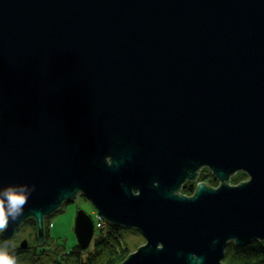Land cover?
<instances>
[{"label":"water","instance_id":"obj_1","mask_svg":"<svg viewBox=\"0 0 264 264\" xmlns=\"http://www.w3.org/2000/svg\"><path fill=\"white\" fill-rule=\"evenodd\" d=\"M203 165L219 183L178 193ZM19 183L36 190L5 237L33 217L42 240L81 193L143 234L118 264H226L229 240L264 239V0H0V186ZM73 229L87 247L83 208Z\"/></svg>","mask_w":264,"mask_h":264},{"label":"rangeland","instance_id":"obj_2","mask_svg":"<svg viewBox=\"0 0 264 264\" xmlns=\"http://www.w3.org/2000/svg\"><path fill=\"white\" fill-rule=\"evenodd\" d=\"M203 167L204 168L200 170L199 175L196 176V178L192 179L191 182H194L196 184V182L201 181V172H208L210 170L207 165H203ZM210 173L213 172L210 170ZM235 175H237L236 178ZM213 176L212 174H210L209 177H206L204 181H207L208 183L216 186L219 183V179L215 175ZM248 177L249 175L246 171L237 170L230 175V178L228 180L230 183H238ZM75 198L76 199L74 201L62 204L61 207L58 208L53 214H51L47 219L49 224L48 231L53 237V240H49L50 237L47 240L50 243V248L47 250L49 253L45 251L43 253H39L38 255L35 254L33 256H30L33 260L28 261L17 257V264H53L51 262L52 260L50 259L51 257L55 259L54 264H100L101 259L105 258V251L100 252V256L97 255V251L99 250L98 248H102L104 242V240H97V238H104L98 236V233H105V238H111V233H116L117 235H119L127 254L136 249L138 245L145 241L143 234L138 229L132 227H124L121 224L115 223L113 226L115 228L118 227V230H114L113 228H110L108 226L109 224L107 223L109 221H106L103 226L96 227L97 229L102 228V230L96 232L95 228L94 235L91 238L90 244L85 248L80 247L77 244V238L73 229L77 209L83 208L92 216V218H96L97 210L96 207L91 203V201L84 197L83 194L80 193L79 196ZM32 226V219H27L21 226V234L28 233L31 236V232L33 230ZM0 244H2L1 241ZM29 253L34 254V249ZM80 261H85V263H81Z\"/></svg>","mask_w":264,"mask_h":264},{"label":"trees","instance_id":"obj_3","mask_svg":"<svg viewBox=\"0 0 264 264\" xmlns=\"http://www.w3.org/2000/svg\"><path fill=\"white\" fill-rule=\"evenodd\" d=\"M204 167H201V169ZM200 169V170H201ZM206 169V168H205ZM199 170V173H200ZM209 170V169H207ZM198 173V175H199ZM213 173H210V170L208 172L202 171L200 180L204 181L206 177H209V175ZM197 175V176H198ZM237 175H235L236 178ZM214 178V176H213ZM214 180V179H213ZM192 180H186L179 188L178 193H184V194H191L192 191L195 190L196 184L194 182H191ZM208 183L207 181H205ZM95 218H93L94 220ZM108 226L110 228H113L114 230H118V227L115 228L113 225L115 223L108 222ZM102 230V228L97 229L96 232ZM116 232V231H115ZM111 238H105V233H98V236L104 237V238H97V240H104L102 248H98L97 255L100 256V252H104V257L101 259L100 264H118L122 259L126 257L127 252L124 249L123 242L119 235L116 233H111ZM225 246V252L223 253L222 260L226 262V264H264V239H253L249 241L248 243H244V245H239L235 243L233 240H229L226 242ZM81 263H85V261H80Z\"/></svg>","mask_w":264,"mask_h":264},{"label":"clouds","instance_id":"obj_4","mask_svg":"<svg viewBox=\"0 0 264 264\" xmlns=\"http://www.w3.org/2000/svg\"><path fill=\"white\" fill-rule=\"evenodd\" d=\"M35 184L19 183L0 186V232L24 214L30 196L35 192ZM131 194L139 195L138 191ZM9 241L0 244V264H17V257L9 252Z\"/></svg>","mask_w":264,"mask_h":264},{"label":"flooded vegetation","instance_id":"obj_5","mask_svg":"<svg viewBox=\"0 0 264 264\" xmlns=\"http://www.w3.org/2000/svg\"><path fill=\"white\" fill-rule=\"evenodd\" d=\"M201 167H203V166H201ZM201 167L199 168V170L201 169ZM199 170H197L196 176L198 175ZM208 184L209 185H213V184H210V183H208ZM78 196H79V194H78ZM54 212H52V213H50V214H48V215L43 217V220H44V234H43L42 240L39 239L38 231H37L38 230L37 229V224H36V221H34L35 219L33 217H28L27 219H32V221H33V226H32L33 230L31 232V236L28 233L27 234H21V226L27 220L26 219V220H23V222L20 223L15 228V231H13V234L10 237H5L2 234V232H0V241H1V243H3L4 241H9L10 242L9 243V245H10L9 252L11 254H14L16 257H20V258H22L23 260H26V261L33 260L30 256H33L35 254L38 255L39 253H43V252L47 251L50 248V243L47 240L49 239V237H50L49 240H53V237L51 236L50 232L48 231L49 230V224H48L47 219ZM105 222H106V220H105ZM22 242L26 243L24 245V247L21 246ZM33 249H34V254L29 253ZM50 259L52 260L51 262L54 264L55 263V259L53 257H51Z\"/></svg>","mask_w":264,"mask_h":264},{"label":"built area","instance_id":"obj_6","mask_svg":"<svg viewBox=\"0 0 264 264\" xmlns=\"http://www.w3.org/2000/svg\"><path fill=\"white\" fill-rule=\"evenodd\" d=\"M104 223H105L104 217L99 213H96V218L94 219L95 228L103 226Z\"/></svg>","mask_w":264,"mask_h":264}]
</instances>
